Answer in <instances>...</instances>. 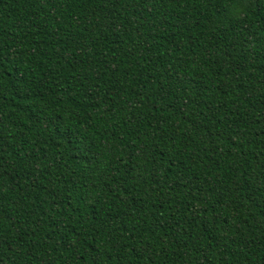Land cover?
I'll list each match as a JSON object with an SVG mask.
<instances>
[{
  "label": "trees",
  "instance_id": "1",
  "mask_svg": "<svg viewBox=\"0 0 264 264\" xmlns=\"http://www.w3.org/2000/svg\"><path fill=\"white\" fill-rule=\"evenodd\" d=\"M0 264H264V0H0Z\"/></svg>",
  "mask_w": 264,
  "mask_h": 264
}]
</instances>
